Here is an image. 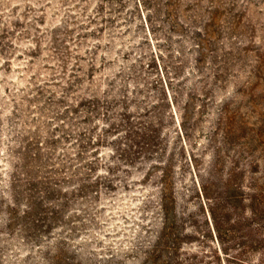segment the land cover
Segmentation results:
<instances>
[{"label": "rangeland", "instance_id": "374dc122", "mask_svg": "<svg viewBox=\"0 0 264 264\" xmlns=\"http://www.w3.org/2000/svg\"><path fill=\"white\" fill-rule=\"evenodd\" d=\"M264 0H0V264H264Z\"/></svg>", "mask_w": 264, "mask_h": 264}, {"label": "trees", "instance_id": "16d2710c", "mask_svg": "<svg viewBox=\"0 0 264 264\" xmlns=\"http://www.w3.org/2000/svg\"><path fill=\"white\" fill-rule=\"evenodd\" d=\"M263 173H264V169H263ZM262 178H264V174L262 175Z\"/></svg>", "mask_w": 264, "mask_h": 264}]
</instances>
